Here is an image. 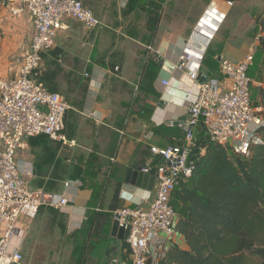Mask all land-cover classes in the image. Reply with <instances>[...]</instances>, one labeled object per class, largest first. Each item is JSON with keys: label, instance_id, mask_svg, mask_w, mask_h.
I'll return each instance as SVG.
<instances>
[{"label": "crops", "instance_id": "1", "mask_svg": "<svg viewBox=\"0 0 264 264\" xmlns=\"http://www.w3.org/2000/svg\"><path fill=\"white\" fill-rule=\"evenodd\" d=\"M82 1L105 26L88 29L66 16L56 47L44 55L41 67V77L55 73L56 91L70 89L72 109L65 131L78 145L39 135L26 138L16 154L30 188L65 194L68 203L21 218L13 238L23 254L21 264H133L125 237L114 231L113 212L122 206L148 208L155 185L148 191L127 183L128 166L149 164L156 158L151 146L184 138L196 89L177 64L191 36L199 48L206 47L202 72L218 80L222 89L229 80L220 70V57L238 63L255 52L248 71L251 96L264 117V33L259 23L264 0ZM4 2L0 72L11 78L29 51L34 25L27 9L12 16ZM213 4L225 19L215 37L205 42L195 28ZM90 111L101 119L87 116ZM195 137L207 138L202 122ZM180 242L186 247L183 237Z\"/></svg>", "mask_w": 264, "mask_h": 264}, {"label": "built area", "instance_id": "2", "mask_svg": "<svg viewBox=\"0 0 264 264\" xmlns=\"http://www.w3.org/2000/svg\"><path fill=\"white\" fill-rule=\"evenodd\" d=\"M4 1L12 16H19L27 9L34 25L29 51L18 74L6 78L0 72V225L3 226L0 264H21L23 254L19 245L13 246L21 218L25 215L36 217L42 207L61 209L67 205L68 198L65 194L30 188L19 167L17 150L25 145L26 138L39 135L69 147L78 145L65 131L66 117L72 109L70 100L63 93L48 89L40 80L44 55L56 47V38L66 16L88 29L105 25L82 0ZM224 19L223 12L214 4L210 5L195 31L209 42ZM149 49L160 52L153 46ZM205 52L206 47L199 48L191 36L179 57L177 68L194 81L196 91L189 105V117L183 125L184 138L164 147L151 146V152L162 160L157 165L153 200L148 208L122 206L113 212L114 220L126 230L125 239L133 264H157L171 244H182L173 194L192 177L199 158L206 152L202 145L204 150L200 147L195 154L198 141L195 130L201 122L206 128L207 142L220 144L241 156H249L250 146L260 141L259 130L264 126V117L260 115L262 109L252 101V79L248 73L255 52L251 51L238 63L220 57V70L229 80L226 89L220 87L218 80L202 72ZM115 71H119V67L116 66ZM87 116L101 119L94 111L87 112Z\"/></svg>", "mask_w": 264, "mask_h": 264}, {"label": "trees", "instance_id": "3", "mask_svg": "<svg viewBox=\"0 0 264 264\" xmlns=\"http://www.w3.org/2000/svg\"><path fill=\"white\" fill-rule=\"evenodd\" d=\"M259 23L264 33V14ZM260 41L264 52V35ZM54 74L40 80L56 91ZM259 137L249 156L207 142L192 177L173 194L186 247L171 244L157 264H264V126Z\"/></svg>", "mask_w": 264, "mask_h": 264}, {"label": "water", "instance_id": "4", "mask_svg": "<svg viewBox=\"0 0 264 264\" xmlns=\"http://www.w3.org/2000/svg\"><path fill=\"white\" fill-rule=\"evenodd\" d=\"M207 141L205 139H199L197 141V148L195 149V154H198L200 147L206 145ZM162 160L156 157L151 163L135 165L130 164L126 173V182L141 187L145 190L151 191L154 188L156 180L157 165L161 164ZM114 231L119 232V238H124L126 230L124 227H120L117 221L114 222Z\"/></svg>", "mask_w": 264, "mask_h": 264}, {"label": "rangeland", "instance_id": "5", "mask_svg": "<svg viewBox=\"0 0 264 264\" xmlns=\"http://www.w3.org/2000/svg\"><path fill=\"white\" fill-rule=\"evenodd\" d=\"M1 1V0H0ZM41 72L42 73H44L43 71H41V69L39 70V74H40V78H41ZM53 81L55 82V77L53 78ZM44 85H45V87H49V85L50 84H48V82L47 83H45L44 82ZM60 92L61 93H63L65 96H67V98L70 100V99H72V95H71V93H70V89L68 88L67 90H64V89H60Z\"/></svg>", "mask_w": 264, "mask_h": 264}]
</instances>
